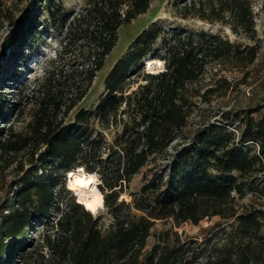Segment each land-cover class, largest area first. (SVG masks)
I'll return each instance as SVG.
<instances>
[{
	"label": "trees",
	"instance_id": "trees-1",
	"mask_svg": "<svg viewBox=\"0 0 264 264\" xmlns=\"http://www.w3.org/2000/svg\"><path fill=\"white\" fill-rule=\"evenodd\" d=\"M150 1L88 0L67 20L57 57L71 55L72 43L78 42L87 62L67 72L57 65L45 68V76L35 90L47 83L62 87L48 88L28 132L22 134L11 124H1L9 100L0 99V168L16 162L15 167L22 172L11 187L12 198L0 212L3 264H10L16 250L28 244L24 241L37 222L67 233L56 264H264L263 214L254 205L240 206L237 200L258 171L264 176V118L254 120L247 111L243 127L235 132L221 125L234 122L231 108H210L214 115L219 114L215 124L205 121L208 116H204V126L194 128V137L182 146H178V140L171 143L179 135L184 138V129L198 121L194 113L203 110L202 103L209 104L213 98L235 90L239 81L248 82L250 71L261 74L264 70V36L262 40L257 37L252 0L175 3L180 17L227 24L233 33L246 34L251 43L172 28L162 34V49L149 55L163 61L161 70L151 72L141 61L158 28L144 29L131 43L132 48L137 47L136 52L119 58L105 75L103 93L95 107L80 108L70 122L64 121L116 44L117 28L144 13ZM2 6L0 0L1 16ZM60 6L58 1L55 8ZM32 17L8 37L3 49L23 48L15 34L32 37ZM262 30L264 35V25ZM132 65L134 69L130 70ZM211 65L217 67L210 82L204 83ZM225 68L243 70L241 79L229 80L219 72ZM138 78L143 82L126 93L124 86ZM110 128L115 134L108 142L102 130ZM171 146L175 151H170ZM25 150L38 166L23 172L17 156ZM167 154L171 158L166 165L132 195V200H118L142 166ZM76 166L88 172L99 170L102 176L105 208L113 217L105 233L98 227L97 218L73 199L68 209L49 223L52 208L59 209L53 181L59 175L63 185L65 178L61 177ZM213 216L223 222L202 240L166 229L157 235L143 260L139 259L155 220L171 219L178 226L183 222L197 224Z\"/></svg>",
	"mask_w": 264,
	"mask_h": 264
},
{
	"label": "rangeland",
	"instance_id": "rangeland-1",
	"mask_svg": "<svg viewBox=\"0 0 264 264\" xmlns=\"http://www.w3.org/2000/svg\"><path fill=\"white\" fill-rule=\"evenodd\" d=\"M58 1L61 2V6L57 9L55 4ZM183 1L185 0H151L144 13L137 15L130 22L121 24L117 28L116 44L110 53L106 55L102 68L95 73L84 96L64 118L65 122H70L78 109H92L95 107L103 93L105 75L119 58H127V55L136 52L137 47L133 46L132 48L131 43L144 29H149L152 26L158 28L151 46L148 47L147 45L145 47L146 56L162 49V34L172 28L193 33L217 34L235 43H251L246 34L242 32L233 33L227 24L220 22L208 23L198 18L180 17L176 12L175 3L181 5ZM252 1L254 20L256 21L255 30L257 37L262 40L264 36L262 30L264 25V0ZM2 2L1 10L3 16L0 15V99L8 98L9 103L5 106L6 118L1 124H11L14 131L23 134L29 131V124L40 106L43 95L48 92V88L50 86L55 88L57 86L62 87L61 84L47 83L38 91L35 90L41 81V77L36 74L41 70L44 72L45 68L51 65H57L60 71L67 72L70 67L79 68L80 64H86L87 62L85 55H82L79 50L78 42L72 43L71 47L74 51L71 52V55L68 53L59 57L57 55L60 47L59 38L64 31L67 20L84 8L88 0H2ZM30 16H33L32 30H34V33L32 37L27 38L25 34H20L17 37L15 34L17 43L24 44L23 48H16L10 51L8 48L3 49V44L8 40V37L10 39L12 34L21 26V23L26 21V19L28 21ZM55 45H58V47L55 48ZM140 46H143V44L141 43ZM54 48L55 52L53 51ZM40 53H46V55H40ZM211 66L208 67L209 69L205 74L204 83L210 82L211 73L214 72V67H217V65ZM83 67H86V65L83 64ZM251 67L252 65L246 67V70H250ZM133 69L134 65L130 67V70ZM219 72L231 81L240 80L243 75V70L236 68L231 70L225 68ZM34 75L39 77L36 82H34L35 79H32ZM59 78L62 80L61 75ZM248 79V82L239 81L235 90L228 91L224 96L213 98L209 104L202 103L203 110L200 112L195 111L194 113L195 119H198V121L190 123L184 129V138L177 139V142L181 143L178 146H182L185 140H190L195 136V127L204 126L202 124L204 116H208L205 121L219 116V114L214 115L210 108H212V111H225L231 108V120L234 121V129L237 132L244 125L242 118L245 117V112L248 111V116L254 120L264 118V70L261 74L250 71ZM142 82L138 78L137 82L125 85L126 93L135 89L137 84ZM236 115L241 118H236ZM1 124L0 127L2 126ZM99 130L97 128V131ZM118 130H120V127ZM102 131L106 140L110 142L115 134V129L110 128ZM186 137L189 138L187 139ZM43 149L44 146H40V150ZM170 151H175V147L171 146ZM170 158L171 154H167L156 161H150L142 166L131 178L128 187L122 192L118 200H132V195L139 193L141 187L153 179L155 172L161 166H165ZM17 161L22 163L23 172L30 167L38 166V162L35 160L31 162L29 150L19 153ZM15 165L16 162H13L7 167L0 168V212L3 206L12 198L11 187L22 173L18 172V168ZM62 178H65L63 185L60 182L59 175L53 181L54 191L57 193L59 200V209L57 207L52 208L49 223L62 210L68 209L72 199L76 201L73 192L67 188L66 173H64ZM252 178L251 182L244 188L242 197H237V200L240 206L254 205L255 208L261 211L263 214L261 232L264 233V176L261 171H258ZM235 196L237 195L235 194ZM132 213L141 214L138 211H132ZM92 217L97 218V225L102 233H105L113 222V217L107 208L98 215H92ZM221 222L223 220L217 216L204 218L197 224L183 222L178 226L173 225L171 219L155 220L139 259L143 260L144 254L156 241L157 235L166 229L177 231L183 237H194L202 240ZM66 234V231L60 227L46 228L45 223H35L29 231L28 238L24 241L28 244L24 248L20 247L16 250L10 264H56L60 258L59 250L65 244ZM3 262L4 256L2 255L0 256V264H3Z\"/></svg>",
	"mask_w": 264,
	"mask_h": 264
},
{
	"label": "clouds",
	"instance_id": "clouds-1",
	"mask_svg": "<svg viewBox=\"0 0 264 264\" xmlns=\"http://www.w3.org/2000/svg\"><path fill=\"white\" fill-rule=\"evenodd\" d=\"M60 45V38H59ZM58 45H55V48ZM55 48L53 51L55 52ZM163 63V62H162ZM36 75L43 78L45 73L41 70ZM34 75L32 79H35ZM72 176L71 183L68 185L69 190L73 192V195L77 198V203L81 207H85V211L95 216L105 210V196L106 194L101 191L103 185V179L99 170L88 172L85 168L81 167Z\"/></svg>",
	"mask_w": 264,
	"mask_h": 264
},
{
	"label": "bare ground",
	"instance_id": "bare-ground-1",
	"mask_svg": "<svg viewBox=\"0 0 264 264\" xmlns=\"http://www.w3.org/2000/svg\"><path fill=\"white\" fill-rule=\"evenodd\" d=\"M162 62L163 61L161 59L150 57V56H145L142 59V63L144 65V67H146L147 71H151V72H154V71H157V70H161L163 68V63ZM81 167L82 166H76L75 168L69 169L66 172L67 188L68 189H69L68 185L71 183V180H72V176L70 174L74 173L77 169H79ZM76 201H77V198H76ZM85 207H86V205H85Z\"/></svg>",
	"mask_w": 264,
	"mask_h": 264
},
{
	"label": "water",
	"instance_id": "water-1",
	"mask_svg": "<svg viewBox=\"0 0 264 264\" xmlns=\"http://www.w3.org/2000/svg\"><path fill=\"white\" fill-rule=\"evenodd\" d=\"M210 123H211V124H215L216 122L214 121V119H211V120H210ZM221 125H223V126L227 127L228 129H231L232 131H235V132H236V130L234 129V126H235L234 122L223 123V124H221ZM207 126H209V124H207ZM179 138H180V135L177 136V137H176L171 143H172V144L175 143V142L177 141V139H179Z\"/></svg>",
	"mask_w": 264,
	"mask_h": 264
},
{
	"label": "built area",
	"instance_id": "built-area-1",
	"mask_svg": "<svg viewBox=\"0 0 264 264\" xmlns=\"http://www.w3.org/2000/svg\"><path fill=\"white\" fill-rule=\"evenodd\" d=\"M147 70V69H146Z\"/></svg>",
	"mask_w": 264,
	"mask_h": 264
},
{
	"label": "snow or ice",
	"instance_id": "snow-or-ice-1",
	"mask_svg": "<svg viewBox=\"0 0 264 264\" xmlns=\"http://www.w3.org/2000/svg\"><path fill=\"white\" fill-rule=\"evenodd\" d=\"M87 206V205H86Z\"/></svg>",
	"mask_w": 264,
	"mask_h": 264
}]
</instances>
